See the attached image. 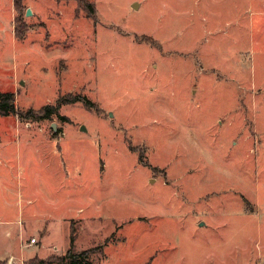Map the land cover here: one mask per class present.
Instances as JSON below:
<instances>
[{
	"label": "rangeland",
	"instance_id": "1",
	"mask_svg": "<svg viewBox=\"0 0 264 264\" xmlns=\"http://www.w3.org/2000/svg\"><path fill=\"white\" fill-rule=\"evenodd\" d=\"M90 1L0 29L23 114L95 103L0 114V261L64 255L71 225L92 264H264V0Z\"/></svg>",
	"mask_w": 264,
	"mask_h": 264
},
{
	"label": "trees",
	"instance_id": "2",
	"mask_svg": "<svg viewBox=\"0 0 264 264\" xmlns=\"http://www.w3.org/2000/svg\"><path fill=\"white\" fill-rule=\"evenodd\" d=\"M22 0H15V8L16 11L22 9ZM79 3L85 8V10L89 13V16H93L95 11V5L93 1L87 2V0H78ZM22 6V7H21ZM23 19L19 18V16L15 18V29H16V36L19 39H23L27 34V29L23 25ZM17 23V26H16ZM144 40V39H142ZM84 103L89 109H93L95 107V103H92L85 95H74V96H67L58 99L57 105L52 106L48 104L47 106L43 107L39 111H35L34 109L28 110L25 114L21 112L17 105H15V95L13 92H0V114L4 116L14 115L18 116L19 118H38V119H47L52 114H56L59 108L62 106L63 103H76V102ZM76 234L75 230H72L70 236V247L67 249V252L62 256H55L52 255L47 259H41L39 257L34 258L32 260V264H52L57 262L59 264H92L91 261V252L92 249L82 250V252H75L74 245ZM0 264H7L6 262H1Z\"/></svg>",
	"mask_w": 264,
	"mask_h": 264
},
{
	"label": "crops",
	"instance_id": "3",
	"mask_svg": "<svg viewBox=\"0 0 264 264\" xmlns=\"http://www.w3.org/2000/svg\"><path fill=\"white\" fill-rule=\"evenodd\" d=\"M0 3H1V1H0ZM2 10H4V12H5V14H6V17L4 18V20H5V22H4V24H1L0 25V29H2V33H6V37H9L10 39H11V41H13L14 43L16 42V41H23V39H26L27 37L25 36L23 39H19L17 36H16V29H15V18H16V8H15V0H7V2H6V5H5V7L3 6L2 7ZM27 35V34H26ZM3 46L2 45H0V49L2 48ZM64 134V133H63ZM29 202H31L32 204H34V201L33 200H29ZM47 216H49L50 217V215H47ZM67 219H78V220H83V218H81V219H79V218H69L68 216L64 219L63 218V222H65V224H67ZM87 220V219H86ZM51 221H54V219H51V220H46L45 222H44V224L42 225V226H45V227H43L42 228V230H40V232L41 233H45V232H47L48 233V222H51ZM83 221H85V220H83ZM70 226V231L72 232V230H74L73 228V226H71V225H69ZM19 231H20V233H19V242H20V246H19V248H21V246L23 245V243L21 242L22 240H24V232H23V229H22V227L19 229ZM46 233V234H47ZM77 233V232H76ZM46 234H44L43 236H45ZM70 236H71V233H70V235H69V246L67 247V249L70 247V242H71V240H70ZM77 238H76V241H75V245H74V251L75 252H77V253H79V252H82V250H86V249H84V248H82V250H78L77 248H76V245H77ZM43 242V241H42ZM28 245V244H27ZM15 249H17V246H16V248ZM41 249H48V247L46 248L45 247V244H44V242L42 243V245H41V247H39V249H37V255L35 256L36 258H37V256H39V257H41V258H43V259H45V258H48V257H51L52 255H50V253H48L47 255H45V256H43L42 254L40 255L39 253H40V250ZM50 252V251H49ZM63 252H65V251H63ZM63 252H61V253H59V255L61 256L62 255V253ZM66 252H67V250H66ZM7 253V254H6ZM4 254V255H3ZM8 254H10L9 253V251H6V252H4V253H2V252H0V258H6V256L8 255ZM58 255V256H59ZM57 256V255H56ZM34 257V258H35Z\"/></svg>",
	"mask_w": 264,
	"mask_h": 264
},
{
	"label": "water",
	"instance_id": "4",
	"mask_svg": "<svg viewBox=\"0 0 264 264\" xmlns=\"http://www.w3.org/2000/svg\"><path fill=\"white\" fill-rule=\"evenodd\" d=\"M26 15L27 16H29V15H32L33 13H32V10H31V8H29V9H27L26 10ZM110 115H112L111 113H110ZM53 129L55 130V124L53 125ZM82 129L84 130L85 129V127L84 126H82Z\"/></svg>",
	"mask_w": 264,
	"mask_h": 264
},
{
	"label": "built area",
	"instance_id": "5",
	"mask_svg": "<svg viewBox=\"0 0 264 264\" xmlns=\"http://www.w3.org/2000/svg\"><path fill=\"white\" fill-rule=\"evenodd\" d=\"M30 241L33 242V243L36 242L34 238H32Z\"/></svg>",
	"mask_w": 264,
	"mask_h": 264
}]
</instances>
